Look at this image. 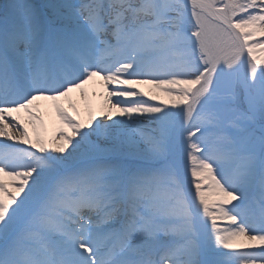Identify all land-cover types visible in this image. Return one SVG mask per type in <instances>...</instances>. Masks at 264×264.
<instances>
[{"label": "snow or ice", "instance_id": "obj_1", "mask_svg": "<svg viewBox=\"0 0 264 264\" xmlns=\"http://www.w3.org/2000/svg\"><path fill=\"white\" fill-rule=\"evenodd\" d=\"M0 264H264V0L0 2Z\"/></svg>", "mask_w": 264, "mask_h": 264}, {"label": "bare ground", "instance_id": "obj_2", "mask_svg": "<svg viewBox=\"0 0 264 264\" xmlns=\"http://www.w3.org/2000/svg\"><path fill=\"white\" fill-rule=\"evenodd\" d=\"M85 87H86L87 97H81L79 91L74 92L72 94V100L76 104L77 108L87 106L92 101L96 102L97 104H100V97H99L98 93L101 92L102 89L100 88L99 82L98 81L97 82H91L89 85H86ZM142 87L144 88L145 91H148V86L145 85ZM94 93H96V94L94 95ZM39 103L41 105V110L45 116H48L50 111L55 113V109L52 106L51 101H40ZM20 115L24 116L23 113H21Z\"/></svg>", "mask_w": 264, "mask_h": 264}, {"label": "rangeland", "instance_id": "obj_3", "mask_svg": "<svg viewBox=\"0 0 264 264\" xmlns=\"http://www.w3.org/2000/svg\"><path fill=\"white\" fill-rule=\"evenodd\" d=\"M0 2H2V0H0ZM90 104H91L93 110L96 111L97 114H98V113H99V107H100V104H97V103L94 102V101H92ZM78 110H79V113H80V117H81L82 119H85V120H86V118H87V106H83V107H81L80 109L78 108ZM75 114H76V113L74 112L73 115H75ZM44 118H45V121H46V124H47V127H48V133H49V135H51L52 132H53V129H52V122H51V120H52L53 122H54V121L56 122L55 124H53V126L58 125V122H57L52 116L50 117L51 120H50V118L47 119L46 116H44ZM30 127H31V125H30ZM29 133H30V135H32L33 137L35 136V133L33 132L32 127L29 129Z\"/></svg>", "mask_w": 264, "mask_h": 264}]
</instances>
